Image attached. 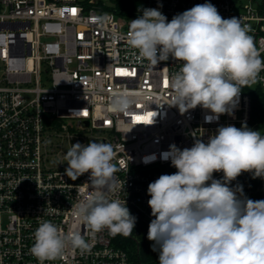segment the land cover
I'll list each match as a JSON object with an SVG mask.
<instances>
[{
	"label": "built area",
	"instance_id": "built-area-1",
	"mask_svg": "<svg viewBox=\"0 0 264 264\" xmlns=\"http://www.w3.org/2000/svg\"><path fill=\"white\" fill-rule=\"evenodd\" d=\"M204 3L250 26L264 60V0H143L131 15L101 0H0V264H39L30 249L43 221L65 233L86 231L73 210L91 192L85 184L90 173L75 181L65 175L64 156L72 144L113 145L115 176L125 183L110 198L151 222L149 183L177 171L161 154L173 144L183 150L196 139L207 143L220 126L251 122L250 86L242 88L232 115L206 123L212 113L200 106L181 114L164 82L182 62L169 58L151 66L127 43L130 21L143 9L156 8L171 21ZM254 84L264 90V70ZM114 91L135 98L127 113L110 111ZM152 155L155 160L145 163ZM251 175L255 196L237 192L238 198L264 200V178ZM213 178L222 180L223 173ZM85 239L90 252L68 248L44 264H136L107 229Z\"/></svg>",
	"mask_w": 264,
	"mask_h": 264
},
{
	"label": "clouds",
	"instance_id": "clouds-1",
	"mask_svg": "<svg viewBox=\"0 0 264 264\" xmlns=\"http://www.w3.org/2000/svg\"><path fill=\"white\" fill-rule=\"evenodd\" d=\"M250 31L240 18L225 19L213 4L204 3L171 21L156 8L143 9L142 16L130 21L126 39L151 66L169 58L182 62L168 81L171 106L181 114L197 106L210 110L204 119L211 123L232 115L242 88L256 83L264 70ZM135 103L129 93L114 91L110 111L127 113ZM116 156L113 145L94 140L67 150L65 175L75 181L90 173L85 184L91 192L73 210L86 231L65 233L51 221L41 222L30 249L39 264L62 258L68 248L90 252L85 236L104 229L113 236L132 235L136 217L125 201L110 198L125 183L115 176ZM161 157L177 171L160 175L147 188L154 217L147 238L159 252V264H264V200L240 199L236 193L242 194V186L229 187L243 172L264 178V135L246 124L220 126L207 143L196 139L183 150L173 144ZM216 172L223 173L222 180L213 178Z\"/></svg>",
	"mask_w": 264,
	"mask_h": 264
},
{
	"label": "trees",
	"instance_id": "trees-1",
	"mask_svg": "<svg viewBox=\"0 0 264 264\" xmlns=\"http://www.w3.org/2000/svg\"><path fill=\"white\" fill-rule=\"evenodd\" d=\"M142 5L143 0H118L116 3V6L127 15L133 14V12L141 8ZM247 126L255 131L262 128V130H264V90L261 88L253 90L252 118ZM173 173L175 172H165V174ZM251 174L250 172H243L235 180L231 181L230 185L234 188L241 185L244 193L253 195L254 180ZM131 214L136 217L133 233L129 237L118 235L119 244L132 254L136 264H159V252L153 251V249L147 251L142 247L143 239L140 234L143 232L148 233L150 222L144 221L136 214Z\"/></svg>",
	"mask_w": 264,
	"mask_h": 264
},
{
	"label": "rangeland",
	"instance_id": "rangeland-1",
	"mask_svg": "<svg viewBox=\"0 0 264 264\" xmlns=\"http://www.w3.org/2000/svg\"><path fill=\"white\" fill-rule=\"evenodd\" d=\"M101 1L105 2V4L107 6H109V7H113V6H116V3H117L118 0H101ZM250 87L252 89H257L258 85L257 84H252V85H250ZM262 129H258L256 131H260L261 134L264 135V130H262ZM140 236H142V239H143V246L142 247H144V249H146L147 251L151 250L152 249V245H153L154 242L148 240L147 233L143 232V233L140 234Z\"/></svg>",
	"mask_w": 264,
	"mask_h": 264
},
{
	"label": "snow or ice",
	"instance_id": "snow-or-ice-1",
	"mask_svg": "<svg viewBox=\"0 0 264 264\" xmlns=\"http://www.w3.org/2000/svg\"><path fill=\"white\" fill-rule=\"evenodd\" d=\"M73 14H75V10H73ZM123 74H124V75H129L130 73L125 72V73H123ZM164 83H165V86H167V83H168V82L165 81Z\"/></svg>",
	"mask_w": 264,
	"mask_h": 264
}]
</instances>
